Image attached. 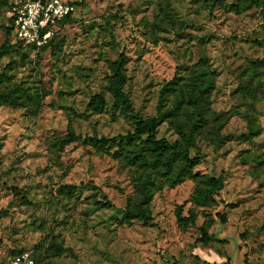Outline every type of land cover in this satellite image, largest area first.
<instances>
[{
	"label": "rangeland",
	"instance_id": "374dc122",
	"mask_svg": "<svg viewBox=\"0 0 264 264\" xmlns=\"http://www.w3.org/2000/svg\"><path fill=\"white\" fill-rule=\"evenodd\" d=\"M67 1L76 12L49 44L3 52L0 0V264L28 249L42 264H264V0ZM121 54L134 116L107 91ZM211 81L190 149L200 163L176 182L179 162L169 177L132 163L148 138H125L134 117L166 116L157 139L179 141L177 123L194 121ZM99 94L102 112L90 106ZM70 130L83 143L67 142ZM209 176L223 178L217 203ZM203 231L220 241L205 244Z\"/></svg>",
	"mask_w": 264,
	"mask_h": 264
},
{
	"label": "trees",
	"instance_id": "16d2710c",
	"mask_svg": "<svg viewBox=\"0 0 264 264\" xmlns=\"http://www.w3.org/2000/svg\"><path fill=\"white\" fill-rule=\"evenodd\" d=\"M6 2H10L11 0H5ZM221 0H216V2ZM244 7L245 9L251 8L252 6H261L262 1L261 0H244ZM75 4V3H74ZM76 6V4H75ZM239 10V9H238ZM67 18L64 22H66ZM6 34L8 36L6 43L2 47L3 52H10L13 47L19 46V47H25L22 44L19 43H13L11 42L12 39V27H11V21L9 19V27L6 28ZM51 42V41H50ZM49 42V43H50ZM48 43V44H49ZM45 47V46H44ZM32 48V47H31ZM34 49V48H32ZM126 65H127V57L124 54H121L120 57L113 63L112 65V77L110 78L107 86V91L109 94H111L113 99V107L115 109L122 110L126 115L128 116H134V107L133 103L130 100V98L125 93V86L129 81V78L126 74ZM197 90V97H195L194 102L197 105V115L194 117V121H192L189 124H184V126L181 123H177L176 128L178 130V133H180L182 139L179 141H176L174 143H170L165 139H157L156 132L157 128L165 122L166 116H160L157 118L152 119H139L134 117L135 119V133L127 135L125 138L127 140H133L135 138H141L142 135L148 134V138L145 143V147L141 149L140 151L135 152L132 154L129 158L132 163H138L140 166L143 167H153L155 170H158V167L162 168L163 171H160L161 174L164 176H171L173 173L174 164L176 162L181 163L183 166L182 169L175 175V177H172L171 180L173 182L180 181L182 177V172H184L185 169H190L191 166L198 165L201 161V156H195L191 157L190 155V149L192 145V140L194 137V132L196 128L204 122V114L201 111V108H199L198 104L203 97H208L213 90L215 89L214 82H202L200 83ZM243 89L248 92V94L255 100L258 101L259 98L257 96V92L255 90H252L249 86H244ZM1 104V103H0ZM107 105L106 97L103 94L94 95L91 98L90 106L93 108V110L97 112H102ZM254 134V131L251 129L249 134H247L246 140L250 141L252 140V136ZM91 145L94 146L97 150H103L104 145L106 143L103 139H98L97 136L88 138ZM67 142H76V143H83V140L81 137L77 136L73 130H70L67 137ZM207 198H210L212 202L217 203V196L223 189V178H215V177H208L207 180ZM129 217H135L139 218L141 220L145 221H151V217L146 216L143 213H128ZM180 220H185L190 223L194 222L195 216L192 215L188 219H183L181 215H179ZM220 220L223 224L226 223V218L224 216L220 217ZM219 242L220 240L218 237L213 234H209L207 231H203L202 233V242L205 244H208L209 242ZM63 250V249H62ZM66 251H69L66 249ZM21 251L17 252L16 254L20 253ZM15 254V255H16ZM36 261L38 264L43 263L42 257L36 252Z\"/></svg>",
	"mask_w": 264,
	"mask_h": 264
},
{
	"label": "built area",
	"instance_id": "2783aa9c",
	"mask_svg": "<svg viewBox=\"0 0 264 264\" xmlns=\"http://www.w3.org/2000/svg\"><path fill=\"white\" fill-rule=\"evenodd\" d=\"M75 12V4L67 0H11L12 40L40 50L51 41L54 29ZM6 264H38L36 251H21Z\"/></svg>",
	"mask_w": 264,
	"mask_h": 264
}]
</instances>
